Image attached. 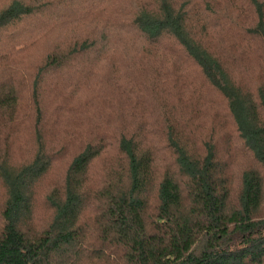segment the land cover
Masks as SVG:
<instances>
[{
  "label": "trees",
  "instance_id": "trees-1",
  "mask_svg": "<svg viewBox=\"0 0 264 264\" xmlns=\"http://www.w3.org/2000/svg\"><path fill=\"white\" fill-rule=\"evenodd\" d=\"M113 1L0 0V264H264V64L257 82L236 76L242 45L256 44L264 63V0ZM108 10L117 16L102 18ZM130 34L148 52L169 48L189 65L187 73L195 70L223 100L234 137L220 147L211 135L188 145L175 110L160 104L158 115H146L151 121L144 109L129 111L139 120L125 126V118L114 136L106 129L71 135L59 125L71 149L64 140L53 147L39 92L46 77L61 83L53 111L71 123L81 118L86 126L100 108L108 116L103 107H146L141 96L134 100L145 85L122 62L100 74L93 84L99 91L83 100L76 93L97 76L96 65L120 59L115 42ZM33 41L45 43L43 56L23 81L22 68L4 58L15 55L17 62V44ZM128 46L142 56L143 49ZM134 59L143 66V56ZM119 69L128 78L123 84L114 77ZM29 121L34 153L14 161L10 142ZM154 131L162 144L146 139ZM109 138L120 162L92 182ZM236 150L247 166L233 169ZM62 153L61 181L43 194L37 216V183Z\"/></svg>",
  "mask_w": 264,
  "mask_h": 264
},
{
  "label": "rangeland",
  "instance_id": "rangeland-1",
  "mask_svg": "<svg viewBox=\"0 0 264 264\" xmlns=\"http://www.w3.org/2000/svg\"><path fill=\"white\" fill-rule=\"evenodd\" d=\"M131 0H116L113 1V3H120L121 5L126 4V2ZM114 16H117V14L114 11L106 12L102 15V18H112ZM29 23H24L25 29L27 28V25ZM54 31L57 33V29L55 28ZM116 38V35H113ZM50 37V36H49ZM131 34L127 37V42L122 40H116L114 49L118 52V55H120V59L116 61H112L109 63H103L95 66V72H97V76L95 75L90 76L86 80V84L79 87L78 91V97L80 96V100H83L89 96V91L96 92L99 90H96L93 87V84L96 81H99L100 74L102 73L103 77L106 75L112 74V70L110 71V67L108 64L111 63H118L120 66L122 62V68L124 69L125 65H128L132 69L131 75H134L136 77L141 78L142 85L144 86L143 89L138 93V95L134 98V100H139V97L141 96L142 100H145L146 107H124L120 106L119 110H110V108L103 109L109 111L108 116H104L102 118L101 111H103L101 108L98 111V113L92 114L93 119L89 121L88 124L85 126V121L81 123V118H78L79 120L70 121L69 117L65 116H56V113L53 111V102L59 97V89L60 84L57 81H54L51 78H44V81L41 84L40 88V94L42 96L43 100V110L48 117H51V122H46L45 126L48 129L47 132L50 134V144L54 147L55 145L61 144L62 136L58 132V126L61 125L62 127L69 126V132L71 135L75 134L76 130L79 129L80 132L85 131L89 132V134H92L93 131H101L102 129H106L109 133L108 135H117L118 130L120 127L123 126L122 122L125 118L129 119L125 126L128 125V123L134 124L139 119H132L130 120V112L132 110L136 111H142L144 113V117L147 121H151V119H148L146 117L147 114H150V117L152 115H158V105L163 104L167 107H172L175 110L176 116L179 118V121L181 125L183 126V132L185 133L186 140L188 145H191L192 142L194 143L198 141V137H205L207 135H211L213 140L217 143V145L220 147L223 139L227 136L230 138H233V132H232V124L230 120H228L224 114V102L221 100L218 96H216L213 91L204 84L202 77L195 71L190 70L187 73V70L189 69V65L186 63H182L181 61L177 60L173 53H171V50L168 48V50L163 51L160 48L157 49H151L150 52H148L145 47L144 43H142L140 40L135 39L134 43H132L131 40ZM126 43L127 49L123 47V44ZM23 45V46H22ZM134 46L138 49H143L142 56H143V66L140 64L138 67L137 61L134 58H142L137 57L135 54L129 52V46ZM245 46V51L240 55L238 63H240V67L237 66V74L236 76L241 78L245 77L246 80H249V82H257L259 79V74L262 71L263 62L260 61L258 58L259 53L262 52L256 44H245L242 45ZM45 43L44 42H30L29 44H23L18 43L17 48L19 50V55L17 62L15 60V55L13 56V59L11 56L5 57L7 64H9L11 67H15V70L17 67H21L23 74L27 75V77L23 78V81L30 80L33 73L35 72V67L39 63L41 57L43 56ZM146 50L147 52H145ZM25 52L24 60H23V53ZM122 55V56H121ZM23 60V64H21ZM134 65V66H133ZM103 66V67H102ZM136 66V67H135ZM162 73L163 77H166L163 81H157V76L159 75L158 72ZM124 74L129 72V70L121 71ZM134 72V73H133ZM181 73L182 75L179 77V79H175L173 73ZM96 74V73H94ZM165 74L167 76H165ZM0 76H3V73H0ZM115 79L118 81V83L123 84L125 82V79L127 80V77H123L120 75V69L115 73L114 75ZM129 77V76H128ZM174 78V79H173ZM60 81V78H59ZM62 82V81H60ZM65 83V82H64ZM55 84V85H54ZM67 84V83H66ZM57 85V86H56ZM155 86L162 87L161 89L156 88ZM67 85L65 86V89ZM154 88L159 92V94H155ZM87 96V97H86ZM28 101V98L27 100ZM110 107V106H108ZM158 107V108H156ZM112 108V107H111ZM110 111L118 112L121 116H123L121 119L120 116L117 117V115H114ZM106 112V111H104ZM56 117L59 118V124L57 125ZM119 119V120H118ZM33 120V119H31ZM83 124L82 128H77L78 124ZM32 123V121H31ZM80 124V125H81ZM49 127H51V132ZM27 129H31L30 127V121L27 123V128H21L18 131V134L14 136L15 138L13 141L11 140V158L14 161H22V160H28L32 157L34 153V146L31 144L30 139L28 138L29 134L27 132ZM157 129V128H156ZM154 130V129H153ZM50 132V133H49ZM146 139H149L151 141L150 144H162L164 142V137L161 136V133L159 131H154L153 136L151 134L146 137ZM71 139H66V143L69 145L65 146L68 149H71ZM149 141V142H150ZM107 146L104 148L103 153L100 154V157L98 160L94 163L93 168H91L90 171V179L92 182L94 180L96 181V177L103 172L105 174V170L109 169L111 166L116 165L120 162L118 159V156L116 154V151L114 149V142L110 138L107 139ZM65 151V150H64ZM64 153V152H63ZM62 157L55 161L54 164L49 168L45 174L39 179L37 183V211L36 215L41 216L43 214V206L40 204L41 198L44 193L48 191L51 187L54 185L59 184L61 181V176L63 169L66 164V158ZM164 155V153H163ZM167 159H171V156H167ZM232 165L235 166L233 169L237 168L238 165L240 166H247L249 164L248 159L245 158L243 154L239 152V150H236L234 152V159L232 160ZM161 161H159V165L162 166ZM97 183V182H96ZM94 184V183H93ZM4 198V191L0 184V203L3 201Z\"/></svg>",
  "mask_w": 264,
  "mask_h": 264
}]
</instances>
